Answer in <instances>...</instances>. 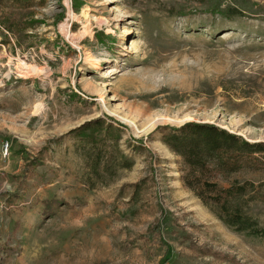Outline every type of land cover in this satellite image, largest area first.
<instances>
[{"label":"rangeland","instance_id":"1","mask_svg":"<svg viewBox=\"0 0 264 264\" xmlns=\"http://www.w3.org/2000/svg\"><path fill=\"white\" fill-rule=\"evenodd\" d=\"M0 21V264H264L161 140L195 122L264 143V0H0ZM96 119L134 164L89 187L70 130ZM233 178L262 181L264 227V162Z\"/></svg>","mask_w":264,"mask_h":264},{"label":"trees","instance_id":"2","mask_svg":"<svg viewBox=\"0 0 264 264\" xmlns=\"http://www.w3.org/2000/svg\"><path fill=\"white\" fill-rule=\"evenodd\" d=\"M0 26L11 29L10 23L5 21H0ZM112 129L111 123L96 119L70 130L81 141L79 147L86 169L84 182L89 187L98 182L106 183L118 169L130 168L134 164V160L121 151L117 157L112 155L107 143L114 141L117 147L120 139ZM161 140L179 157L182 183L221 222L237 233L264 236L259 217L262 181L230 180L233 173L262 170L264 143L248 141L213 124L195 122L170 128L163 133ZM217 177L224 178L228 184L221 186ZM135 188L133 194L137 196L139 185ZM61 203L55 198L42 200L44 213L49 214L55 205Z\"/></svg>","mask_w":264,"mask_h":264},{"label":"bare ground","instance_id":"3","mask_svg":"<svg viewBox=\"0 0 264 264\" xmlns=\"http://www.w3.org/2000/svg\"><path fill=\"white\" fill-rule=\"evenodd\" d=\"M109 111V110H108ZM111 113V112H110ZM112 114V113H111ZM124 122H126L131 128H132V130H133V132L135 133V134H137V135H139V134H141V133H146L148 130H150V128L149 129H146V130H139L138 129V127L133 123V122H131V121H128V120H126V119H122Z\"/></svg>","mask_w":264,"mask_h":264},{"label":"built area","instance_id":"4","mask_svg":"<svg viewBox=\"0 0 264 264\" xmlns=\"http://www.w3.org/2000/svg\"><path fill=\"white\" fill-rule=\"evenodd\" d=\"M7 150V149H6Z\"/></svg>","mask_w":264,"mask_h":264}]
</instances>
